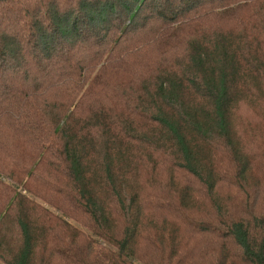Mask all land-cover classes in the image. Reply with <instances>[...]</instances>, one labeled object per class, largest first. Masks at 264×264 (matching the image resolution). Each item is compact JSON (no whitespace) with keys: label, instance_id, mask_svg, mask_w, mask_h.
Listing matches in <instances>:
<instances>
[{"label":"trees","instance_id":"1","mask_svg":"<svg viewBox=\"0 0 264 264\" xmlns=\"http://www.w3.org/2000/svg\"><path fill=\"white\" fill-rule=\"evenodd\" d=\"M260 60L264 0H0V264H264Z\"/></svg>","mask_w":264,"mask_h":264},{"label":"rangeland","instance_id":"2","mask_svg":"<svg viewBox=\"0 0 264 264\" xmlns=\"http://www.w3.org/2000/svg\"><path fill=\"white\" fill-rule=\"evenodd\" d=\"M259 53H261V51H259ZM257 54V53H256ZM258 55V54H257ZM263 62L260 60V66H259V73L260 74H263L264 73V66H263ZM264 105V93L263 91L260 92L258 94V99L256 101V105H254L252 107V105H250L251 107H246V106H241L238 108V113H237V123H240L242 119H245V120H249L248 122H252V124H254V126H257V122L258 120L257 119H263L264 118V114L260 111L261 108L259 106H263ZM251 119V120H250ZM245 122V121H244ZM243 122V123H244ZM251 126H249L250 128ZM254 133L256 135H259L258 133V129H254ZM244 139V138H243ZM3 176V175H2ZM163 174L162 172L160 173V178H163ZM3 180V182H5L6 184L12 186V184L14 186H16V184L12 181L11 178L7 177L6 175L3 176V178L1 179ZM18 189V188H17ZM24 192V191H22ZM29 195V194H28ZM29 197L35 201L36 203H38L39 205H42L44 206L45 208H47L48 210H50L53 214H57V215H60L62 214V212L56 208H53L51 207V205L47 204L45 201H43L42 199H40L39 197L35 196V195H32ZM62 217L65 219L67 218L65 215L62 214ZM68 222L71 223L73 226H75L76 228H78L79 230H81L83 233L85 234H88V235H91L90 232L83 226L81 225L80 223L70 219V218H67ZM92 236V235H91ZM94 237V236H92ZM96 240H98L99 242H101L98 238L94 237Z\"/></svg>","mask_w":264,"mask_h":264}]
</instances>
